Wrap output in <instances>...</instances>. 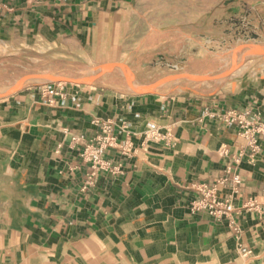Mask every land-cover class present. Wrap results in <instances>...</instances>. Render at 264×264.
Returning a JSON list of instances; mask_svg holds the SVG:
<instances>
[{"label": "crops", "instance_id": "1", "mask_svg": "<svg viewBox=\"0 0 264 264\" xmlns=\"http://www.w3.org/2000/svg\"><path fill=\"white\" fill-rule=\"evenodd\" d=\"M1 1L0 59L10 68L35 60L39 72L101 58L134 71L153 42L165 45L158 59L185 60L190 42L219 41L205 32L233 28L238 10L258 17L264 35V0ZM54 82L0 96V264H264V139L251 160L244 127L205 112L264 121V67L209 93L166 96L120 90L105 72L91 83L60 81L66 95L48 104L39 89ZM94 116L115 122L104 157L120 170L83 189L90 166L71 135L93 139ZM148 120L162 138L141 137ZM227 167L241 178L232 213L239 231L189 209L198 187L228 177ZM229 193L228 183L217 187Z\"/></svg>", "mask_w": 264, "mask_h": 264}, {"label": "rangeland", "instance_id": "2", "mask_svg": "<svg viewBox=\"0 0 264 264\" xmlns=\"http://www.w3.org/2000/svg\"><path fill=\"white\" fill-rule=\"evenodd\" d=\"M239 12L240 10H238V15L235 17V20L232 21L233 28L228 29V24H225L221 26L223 28L216 30V32H205L209 35H213V33L214 35H219V41L213 42L212 38L205 37L203 43L190 42L188 46V59H158V57L154 55V52L158 53L165 50V45L156 42L150 43L148 50L145 52L147 55L138 60L139 63H147L144 68H141V65H134L133 71L122 65L123 68L117 67V69L121 68L120 72L118 69L121 82L126 85H131V82L134 87L136 83H138L141 89L150 88L153 90L151 93L166 96L186 93L187 91L209 93L238 77L251 76L258 73L259 68L264 67V57L253 65H244L245 68H243L240 73H231L225 76L234 71L235 68L223 72L224 67L222 66L224 61H233L231 58L234 53L241 54V61H251L261 55L262 46L264 45L262 30L260 28H255L261 27L259 20H256L258 17H255L256 19L250 22L246 20L243 14H239ZM5 53L3 48L0 49V55H4ZM216 59L217 64L214 66V61ZM94 62L77 68L66 64L54 68L53 66L51 67L49 63H46L45 66L47 69L45 72L75 78L76 80L83 79L91 83L96 80H102L105 72H109L110 69V67H107V64H103L94 69ZM10 65V63L6 64L5 60L0 59V96L19 91L25 87L24 85L44 82L50 79L41 77V80L39 76L29 75L30 73L39 72L35 60H29L28 64L23 63L22 67L13 66L10 68ZM4 67H6V69L1 70V68ZM134 72L140 73L139 77L135 75ZM214 78L217 81L216 84L213 83ZM114 86L122 90L117 83H115ZM141 137H145L143 133H141ZM152 140L153 139H148L147 141L150 142Z\"/></svg>", "mask_w": 264, "mask_h": 264}, {"label": "built area", "instance_id": "3", "mask_svg": "<svg viewBox=\"0 0 264 264\" xmlns=\"http://www.w3.org/2000/svg\"><path fill=\"white\" fill-rule=\"evenodd\" d=\"M6 4L0 0V12L6 9ZM39 93L42 97H46V102L51 104L53 101V96H65L62 82H54L49 85L44 83L39 89ZM209 116H214L219 118L226 124L237 123L243 128L242 135L245 138L246 145L251 149L250 159L259 152L260 144L258 142V135L264 139V121L249 122L244 118V113H238L234 109L227 110L223 113H212V111L206 109L205 111ZM93 122L99 125L100 132L93 137V139H86L85 135L72 134L71 142L74 144H83V148L80 152V157L83 161L88 162L90 170L86 175L84 181L83 189L87 185H92L96 177L105 171L117 172L119 171L118 166H114L111 161L105 159L104 153L109 146H113L115 143V136L113 134V126L115 125L114 120L108 118H102L98 116L93 117ZM145 136L143 139H153L158 140L164 135L159 131V126L155 121L148 120L146 122V128L142 132ZM122 151L125 155H132L134 150L132 149V144L129 139L125 140L122 146ZM228 172V177L218 178L214 184H201L198 187L200 191V196L195 197L191 200L189 209L190 211H206L209 215L213 216L215 219L220 220L223 217L227 218L229 223H232L233 229L239 231L240 227L233 220L232 213L234 211L233 198L238 193V185L241 182L239 174L235 171H231L230 167L226 168ZM228 183L230 187V193L226 196L220 197L217 194V187ZM237 252L243 256H247L250 253L249 249L240 248Z\"/></svg>", "mask_w": 264, "mask_h": 264}, {"label": "water", "instance_id": "4", "mask_svg": "<svg viewBox=\"0 0 264 264\" xmlns=\"http://www.w3.org/2000/svg\"><path fill=\"white\" fill-rule=\"evenodd\" d=\"M264 57V45L262 46V52L261 55L251 61H241L240 65H253L255 63H257L258 61H260L262 58ZM116 62L125 65L124 62L120 59L117 58H101L98 59L94 62V69H96L99 66H102L103 64H107L109 65L110 69H109V73L112 76V78L116 81V83L125 91L133 93V94H145V93H151L153 90L150 88H146V89H141V88H136L133 87L131 85H126L124 83L121 82L120 78H119V74H118V69L116 66ZM217 64V59L214 61V66ZM29 75L31 76H39V77H46V78H50L48 81H56V82H60V81H64V82H83L84 80H76L75 78H70V77H66L63 75H59V74H54V73H48V72H34V73H30Z\"/></svg>", "mask_w": 264, "mask_h": 264}, {"label": "bare ground", "instance_id": "5", "mask_svg": "<svg viewBox=\"0 0 264 264\" xmlns=\"http://www.w3.org/2000/svg\"><path fill=\"white\" fill-rule=\"evenodd\" d=\"M251 54V53H250ZM241 54L240 53H234L233 54V57L231 58V60H233V61H230V60H225L224 61V64H223V66L222 67H224L223 68V72H225V71H228V70H232V69H234L235 68V70L234 71H232V72H230V73H228V74H226L225 76H228L229 74H231V73H234V74H236V73H240L241 71H242V69L243 68H245L244 67V65H240V62H241ZM245 57V56H244ZM243 57V58H244ZM245 59V58H244ZM122 64H120V63H118V62H116V66L117 67H121V68H123L122 66H124V65H122ZM245 66H247V65H245ZM107 67H109V65H107ZM121 68H118V69H120L121 70ZM222 69V68H221ZM91 73H92V71H91ZM123 73V72H122ZM128 76V75H127ZM224 76V75H223ZM38 77V76H37ZM231 77V76H230ZM36 78V77H35ZM40 79H41V77H39ZM30 79H32V78H30ZM48 79V78H47ZM205 79V78H204ZM42 80V79H41ZM45 80H46V78H45ZM207 80V79H206ZM175 81V80H174ZM169 82V81H168ZM178 82V81H177ZM196 82V81H195ZM216 80H215V78L213 79V83L214 84H216ZM170 83V82H169ZM197 83V82H196ZM130 84H131V86H133L134 87V85L130 82ZM163 84V83H162ZM167 84V83H166ZM206 84V83H205ZM211 84V83H210ZM165 85V84H164ZM168 85V84H167ZM136 88H139L140 87V85L138 84V83H136V86H135ZM201 87V86H200ZM203 87V86H202ZM206 87V86H205ZM204 87V88H205ZM201 90V89H200Z\"/></svg>", "mask_w": 264, "mask_h": 264}]
</instances>
